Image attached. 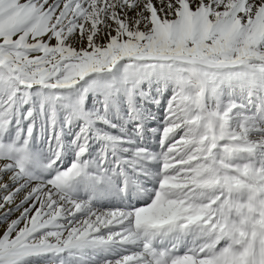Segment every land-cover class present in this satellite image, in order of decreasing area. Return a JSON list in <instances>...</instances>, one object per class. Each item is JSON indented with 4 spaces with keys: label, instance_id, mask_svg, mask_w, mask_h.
<instances>
[{
    "label": "snow or ice",
    "instance_id": "obj_1",
    "mask_svg": "<svg viewBox=\"0 0 264 264\" xmlns=\"http://www.w3.org/2000/svg\"><path fill=\"white\" fill-rule=\"evenodd\" d=\"M0 221V264H264V0H0Z\"/></svg>",
    "mask_w": 264,
    "mask_h": 264
},
{
    "label": "bare ground",
    "instance_id": "obj_2",
    "mask_svg": "<svg viewBox=\"0 0 264 264\" xmlns=\"http://www.w3.org/2000/svg\"><path fill=\"white\" fill-rule=\"evenodd\" d=\"M149 143L151 144V143H154V142L149 140ZM16 215H18V213ZM12 218H15V215ZM4 228H5L4 223L2 221H0V233L3 232Z\"/></svg>",
    "mask_w": 264,
    "mask_h": 264
}]
</instances>
